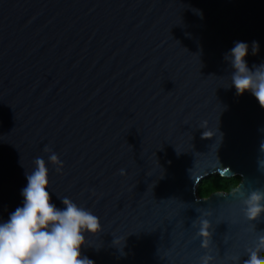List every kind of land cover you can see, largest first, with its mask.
Instances as JSON below:
<instances>
[{
	"label": "water",
	"instance_id": "obj_1",
	"mask_svg": "<svg viewBox=\"0 0 264 264\" xmlns=\"http://www.w3.org/2000/svg\"><path fill=\"white\" fill-rule=\"evenodd\" d=\"M0 264H264V0H0Z\"/></svg>",
	"mask_w": 264,
	"mask_h": 264
},
{
	"label": "trees",
	"instance_id": "obj_2",
	"mask_svg": "<svg viewBox=\"0 0 264 264\" xmlns=\"http://www.w3.org/2000/svg\"><path fill=\"white\" fill-rule=\"evenodd\" d=\"M241 182L239 177L226 179L220 176H211L200 183L198 195L200 198H207L217 192L229 193L233 191Z\"/></svg>",
	"mask_w": 264,
	"mask_h": 264
}]
</instances>
